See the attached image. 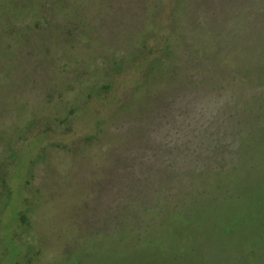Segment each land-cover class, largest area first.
<instances>
[{"label":"rangeland","instance_id":"1","mask_svg":"<svg viewBox=\"0 0 264 264\" xmlns=\"http://www.w3.org/2000/svg\"><path fill=\"white\" fill-rule=\"evenodd\" d=\"M16 146L0 264H264V0H0Z\"/></svg>","mask_w":264,"mask_h":264},{"label":"trees","instance_id":"2","mask_svg":"<svg viewBox=\"0 0 264 264\" xmlns=\"http://www.w3.org/2000/svg\"><path fill=\"white\" fill-rule=\"evenodd\" d=\"M85 118L86 117H90L89 121L91 120V114H84ZM50 117H41L39 118L38 122L36 123V126L34 127L35 131H37V135L35 137L36 141H41V139H43V137H45V139L47 137H49V133L52 131V123L54 122H50ZM68 119L64 120L67 121ZM96 121V119H94ZM99 121V119L97 120ZM102 121V119H101ZM46 122V123H45ZM92 124H89L90 126H94V121L92 120L91 122ZM52 124V125H50ZM100 125V124H99ZM32 144H35V141L33 142H29L27 143H23V148L24 147H29V150H31V147L33 146ZM22 147L20 146H16L13 148V153H14V158H15V162H13L11 165L8 166V168L5 166H3L1 168L0 171V180L4 183L6 189L10 191L11 194H13V191L11 190L12 188L10 187L9 182H13L14 178H13V173H11L13 170H19L18 167L23 166L25 168V165H28V168L25 170L26 172H28V170L30 169V167H32L33 163L35 162L36 158H32L29 154L24 155V157H21V153H22ZM37 150V149H36ZM5 235V233H4ZM12 262V261H11ZM13 264V263H11Z\"/></svg>","mask_w":264,"mask_h":264}]
</instances>
